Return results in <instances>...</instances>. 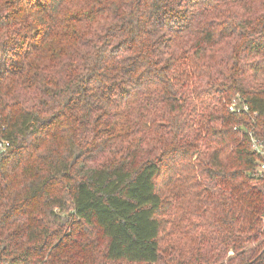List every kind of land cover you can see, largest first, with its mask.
Segmentation results:
<instances>
[{
	"label": "clouds",
	"instance_id": "obj_1",
	"mask_svg": "<svg viewBox=\"0 0 264 264\" xmlns=\"http://www.w3.org/2000/svg\"><path fill=\"white\" fill-rule=\"evenodd\" d=\"M0 264H264V0H0Z\"/></svg>",
	"mask_w": 264,
	"mask_h": 264
},
{
	"label": "trees",
	"instance_id": "obj_2",
	"mask_svg": "<svg viewBox=\"0 0 264 264\" xmlns=\"http://www.w3.org/2000/svg\"><path fill=\"white\" fill-rule=\"evenodd\" d=\"M219 55V53H217ZM217 91L219 92L220 89H217ZM243 112V111H242ZM217 119H219V116H217ZM227 122V121H226ZM32 247H37V248H41L43 249L44 248V245H32ZM52 248L54 249H58L60 251H62L63 249L60 247V241L57 240L56 244L52 245L51 246ZM24 255V254H22ZM31 255H34V256H37V257H43L44 255H51V252H49L47 249H45L44 251H41V252H35ZM18 258L17 257H13V260H17ZM55 259V257H54Z\"/></svg>",
	"mask_w": 264,
	"mask_h": 264
},
{
	"label": "built area",
	"instance_id": "obj_3",
	"mask_svg": "<svg viewBox=\"0 0 264 264\" xmlns=\"http://www.w3.org/2000/svg\"><path fill=\"white\" fill-rule=\"evenodd\" d=\"M243 111V109H241V112Z\"/></svg>",
	"mask_w": 264,
	"mask_h": 264
}]
</instances>
